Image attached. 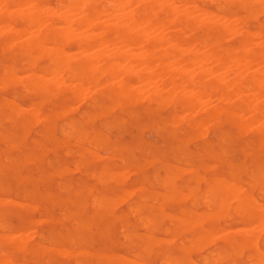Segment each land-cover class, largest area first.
I'll return each instance as SVG.
<instances>
[{
  "label": "rangeland",
  "instance_id": "rangeland-1",
  "mask_svg": "<svg viewBox=\"0 0 264 264\" xmlns=\"http://www.w3.org/2000/svg\"><path fill=\"white\" fill-rule=\"evenodd\" d=\"M46 1L49 4H53L56 0H46ZM148 1H151V0H148ZM210 1L211 0H209V1L208 0H193L191 2V4L196 5L197 7L201 8L203 11L207 10L208 13L206 12V14H208V17H209L208 20L211 22L210 24H212V25L218 24V23L219 24H221V23L226 24L227 23L229 25L234 26L236 29H238V31H240V29H241L242 32L245 29L253 30V29H255V27L257 25L264 26V12L263 13L261 12V15L259 13V16H257L258 15L257 10H259V8H260V10H262V8H263V10H264V7H262L264 5V0L249 1L248 3H246L247 1L245 0V3L243 4L244 6L241 5L236 0H232V1L226 0L224 3L222 2L223 0H212L211 2ZM257 1H258V3H257ZM251 2H253L252 3L253 5L251 4ZM222 3H223V7H222V5H220ZM168 4L170 7H173V8L175 7V5H176V7H178L180 5L179 1H177V0H171V1L168 0ZM0 6H1L0 9H2L3 6L1 4H0ZM256 7H258V9ZM130 8H132V6H126V8L124 7L122 10L121 9H115V10H112L111 12H109L106 16L103 14L97 15L95 17V20H96L95 23L98 25H99V23L103 24L106 22H108V23L109 22L110 23H116V22L122 23V22H120L123 18V16H122V18H120L121 15L129 14L127 12L130 10ZM216 8H218V9H216ZM260 10H259V12H260ZM101 11L105 12V10H103V9ZM77 13L75 12L74 14H72V19L78 20L81 17V16L78 17L80 14V11H77ZM220 14H222V15H220ZM81 15H82V12H81ZM108 15H109V17H108ZM110 15H112V16H110ZM190 15L194 20H196L197 17L194 13H191ZM221 16H224V17H221ZM225 16H226V18H225ZM230 16H232V17H230ZM236 16H239V17H241V16L246 17L247 16L244 19V23L240 24L241 26L239 25V22L236 19H232L233 17H236ZM106 19L107 20L109 19V20L107 21ZM97 20H99V22ZM123 20H124V18H123ZM9 24L8 23L7 24L5 23L4 25L0 24V26H1L0 29L4 28L0 31V80H3V82L1 81V83H3V84H0L1 87L3 86L2 89L0 87V113H1L0 114V124H1L0 125V134H1L0 135L1 136L0 137V155L2 156V157L0 156V173H1L0 174V204H1V206H0V227H2V228H0V233H3V235L9 234V233H13V235H18L21 233L25 234L24 231H27L29 229L28 232H26V234H25L27 237L31 235L30 237H28V240L30 238L28 243L31 246L33 245L32 247H35V246L40 247V248L37 247L36 249H30L28 251L24 250L21 252L18 250H14L12 248L11 244H8V243L2 244L3 248L2 247L1 248L3 249V251L5 253H7L9 255V257L11 258V260L13 262H15V263L20 262L22 264H29V263L30 264H36L37 262H38L37 264H43V263L44 264L45 263L46 264H50V263L51 264H75V260H76V262L79 261L80 263H84V264L85 263L94 264L96 261L95 260L96 258L94 257V255L100 254V253L101 254L103 253L102 255L108 256L111 259V261H113V262L118 261V258H117V260L115 259L116 257H121V259L119 258V261H122L125 263H129L132 261L133 262L139 261L140 264H166L167 259H170V260H168V263L170 262V264H186L189 261H190L189 264L190 263L192 264L191 259L196 264H248L250 262H252L250 264H253L254 262H256L255 258L258 256V253H260V252H258V250L262 251V253H263V254L260 253L258 258L261 259L264 257V248H263L264 246H262V245H264V240H263L264 239V229H263V231L261 229V228H264V224H263L264 223V209H263L264 208V197H263V195H264V178H263V176H264V147L260 143H258L259 137H258V134L256 133L258 128H259L258 127L259 126L258 121L251 122L250 125H248V130H246L247 132L244 131L245 133L243 131H238L235 128V126L233 124H231V122L225 120L224 118L217 119V120H219L218 122H214V121H217L215 119L214 120L211 119V121H209L210 119H208V121L211 123V126H209L210 124L209 125L207 124V119H204V122H203V120L201 121V124H204V126L200 125V127H203V128H200V127L194 128V127H191L189 125L187 120H186L187 123H185L184 122L185 119L181 117V116H183V117L185 116V118H186V116L188 114L187 111L176 103H175V106H173V108H171L172 105L174 104V102L172 103V101H169L170 103L168 104V102L167 103L165 102L166 100H161V102L159 101L160 104L158 102V104H159L158 105V104H156L157 102H152V101L149 102L145 98V94H146L145 93L143 95L137 96V98L141 97V99L140 98L136 99L135 98L136 96H135L133 98V101H134L133 103H128V102H132V99L129 101L126 100V101L120 102V103H122V105L120 104L121 105V109H120V106H118L119 101L112 99V98L109 99V97L106 98V95L104 93H102L101 91H99V89L97 88L96 85L91 86V84H87L86 82L82 83L83 89L80 92V94L73 95L74 93L72 94L70 87H72V84L74 85L75 82L73 79H69V78L64 79V82H63L64 84H60V88H63V87H61V85L66 86V87L64 86V88H63L64 90H62V91H59V92L56 91L57 89L60 90V88H58L57 86H56L57 89L55 91H53L54 90L53 87H50V86H47L49 88L48 90L42 91V87L39 85V83L42 80L47 81V79H48V81H55V80L60 81V79L62 80L61 73H59V76H58V72H57L58 70H51L53 65H52L50 59L45 54H42L40 52L35 53L34 51L30 52V53L25 52V49L23 47H20L21 43H19V42H21V40H23V39L25 41L26 40L25 38L29 37L30 34L32 33V31L37 29L38 27H34L35 29L33 28L31 31L30 28L33 26L26 25L25 23H23L21 21H17L16 23L15 22L9 23ZM11 24H13V25H11ZM41 24H40V26L42 28L43 26H45L46 23L43 22V26ZM59 24L60 23L58 21H55L51 25L53 27H58ZM243 24L246 26H244ZM13 26H14V28H12ZM136 26H137L136 29L139 28L141 30V27H143L145 30L146 25L143 23L142 24L137 23ZM20 27H25L26 30L28 28L30 31L27 30L26 33H24V28L21 30ZM148 27H146L147 30H145V31L148 34L147 36L150 37L149 39H151V33H152V36H155V32H156L157 36H159L158 34H160V36L162 34V37H165V36L168 37L172 33V32L168 33L169 30L168 29L166 30V28H162L159 30L156 27L153 28V26L152 27L148 26ZM9 29H11V30H10V32L7 33L6 31H9ZM19 29H20V32L21 31L23 32V33L21 32L22 35H21V33L18 32ZM3 30H5V33H7V34H5L3 32ZM76 30L77 29L74 30V33L76 32L75 33L76 35L80 34L79 31H82L79 29L77 31ZM12 31H13V33H12ZM77 32H78V34H77ZM1 33H3V35ZM16 33H17V35L19 34L20 36L18 37L16 35ZM193 33L195 35L198 34L202 38L205 35L203 30H202V32H201V30H196ZM225 33L226 34L222 33L220 35V39L222 37L224 38V41L221 40L224 46L231 45L234 42V36L231 35V33H229V32H225ZM163 34H164V36H163ZM6 35H8V36L12 35L13 36L12 40H14L17 43V45H16V43H15L16 46L14 45V41L11 43V45L9 44V46L5 45L3 38ZM227 35H230V36H227ZM14 36L17 38L14 39L15 38ZM185 36L190 41L191 40L190 38H192V31H190V30L185 31ZM253 36L254 35L251 36V39L252 38L254 39V41L252 40L253 42L264 43V38H263L264 34H263V36H259L260 39L256 35L254 37ZM103 38L108 39L109 37H108V35H104ZM255 38H256V40H255ZM226 39H228V40H226ZM261 40H263V41L261 42ZM168 43H170V41H168L166 43V46H168V45L170 46L171 43L170 44H168ZM6 46L9 47V49L8 48L6 49ZM10 46H11V48H10ZM102 47H103V45L97 46L96 48L102 49ZM92 48L93 47H89L84 52L85 53L84 56L89 55V58L90 57L93 58V55H95L93 53L95 48L94 49H92ZM122 48L124 49V47L121 46V49ZM65 49H66V51L69 50L72 52V51L76 50V46L74 44H68L65 46ZM97 49H96V52H97ZM136 49H134V53L136 55L140 56L141 53L142 54L144 53V50H142L140 48H138L137 50ZM207 49L208 48L201 46V45H194V46L188 45L187 50H188V52L191 50L190 54H191L193 63L190 62L192 65L189 64L190 66H187V69L190 73L194 74V72H195V74L196 73L198 74L199 71L202 72V69L204 71V70H207V68H208V69L212 70L213 77H220L218 75H220L221 72L218 71V74H217V70H216L217 64L215 62H212V63H210V62H207V63L199 62L201 57L203 55H205L206 53L207 54L213 53L212 51H210V49H208V50ZM192 50H193V52H192ZM34 54H37L38 57ZM32 55H33V57L36 56L37 59L34 58V60H32V58H33ZM199 56H200V59H198ZM27 59H29V60H27ZM30 60L33 61V63H32L33 65L31 64L32 66H30L28 64V62H24L21 64V62H23V61H29L30 62ZM172 60H174V59H170V61H172ZM13 62H14V64H13ZM172 63H171V65L176 66V64H175L176 62L172 61ZM28 65H29V67H27ZM132 66L134 67L135 65H132ZM24 67L25 68L27 67V68L25 69ZM138 67H139V65H137V67L135 66L134 68L138 69ZM5 69H6V72L7 71L10 72V73L7 72L8 76L12 75L10 78H8V77L6 78L7 82L11 83V78H12V80L14 78H15L14 80H16V81L13 80L12 84L8 85V84H6V82H4L5 81L4 77H6V74L4 73ZM257 69H258V66H256V65H249V67H247L245 70V74H247V73L249 75L253 74ZM31 71H32V73H29ZM250 71L251 72L254 71V72L251 73ZM235 72H236V74L238 73L237 71H235ZM3 73H4V75H3ZM24 73L25 74L29 73V74L25 75ZM224 73L222 75V77H224V78H231V77H234L236 75L233 71H229V72L225 71ZM39 74H41V75H39ZM42 74H43L44 79L42 77ZM32 75H35V76L33 77ZM37 76L42 77L40 79V82L35 81V80H38ZM60 76H61V78H60ZM58 78H60V79H58ZM21 79L23 80L22 85H21V82H22ZM113 79L114 78L108 77V78H106V81H107V83H113L116 80V79H114V80ZM19 81H21V82H19ZM26 82H28L29 85L26 84L24 86V83H26ZM35 82H37V83H35ZM156 82L158 83L159 80L155 79V82H153L151 84H150V82H148L149 83L148 84L144 81H142L141 83L136 82L134 84V87L137 86L138 90H147V89L150 90V89H152L151 86H154V83H155V85L158 86L159 83L157 84ZM31 83L34 85H32ZM138 84H140V85H138ZM36 85H39L40 87L38 86L36 89L34 88V91H32L33 87L34 86L36 87ZM142 85H143V87H142ZM5 86H10V87H8L7 89H4ZM27 86L30 88H27V90H26ZM21 87L25 88V89L23 90ZM158 87H160V85ZM188 87H189V90L192 92L197 91V89L192 85H191V87L190 86H188ZM192 87H193V90H192ZM31 88H32V90H31L32 93L29 92L30 91L29 89H31ZM13 90H16L15 93ZM35 92L37 94H35ZM47 92H49V93H47ZM57 92H58V94H57ZM172 92L175 93V91H172ZM13 93L16 96V97L14 96L15 98L13 97ZM24 93H25V96H24ZM59 96H61V97H59ZM90 96L93 98H90ZM254 96H255V99H254ZM45 97H46V99H45ZM75 97H77L76 98L77 101H75ZM251 97L253 98L254 101L258 100V97L256 95H253ZM78 98H80V100ZM259 98H260V96H259ZM261 98H263V97H261ZM4 99H5V101H4ZM90 99H93L94 102ZM139 99H140V101L138 102L137 100H139ZM207 99H208V97H206L205 95H204V97H203V95L199 96V98H198L199 104L198 105H200V106L197 105L198 107L196 106L197 109H195V110H197V115H199L198 112L200 111V113H201L200 116H205V114H202V113H204V111L207 112L208 107L209 106L211 107L212 101L209 102V101H207ZM238 99H239L238 96H234V101H236ZM145 100H147L148 103H146ZM262 100H264V98ZM31 101L33 103L34 102L35 103L33 104ZM56 101H58V102H56ZM162 101H163V103H162ZM259 101L260 100H258V102ZM86 102H87V104H86ZM115 102L117 105L115 107H112V105ZM88 103H90V104H88ZM15 104H17V106L18 105L20 106V107L18 106V112L16 111V108H14ZM45 104H46V106L44 107ZM201 104L203 106H201ZM108 107H110L111 110H109ZM10 108H12V109L14 108V110L16 111L17 114L15 113L14 110H11ZM32 108H33V110H32ZM49 108H51V110ZM23 109H28V113H27V110L24 111ZM46 110H49V111H46ZM81 110L82 111L85 110L83 112V114L85 113L87 115H85V114L82 115ZM127 110H129V113H131V115L128 114ZM22 111H23V113H22ZM208 111H209V109H208ZM24 112H25V114H24ZM89 112L91 113V115ZM195 112L196 111H194V113ZM47 114H49V115L47 116ZM55 114L56 115L59 114L58 118H57V116H55ZM101 114H102V116H100ZM16 115L17 116L19 115L18 117L21 116L20 118H22V119H19L18 117H16ZM43 115H44V117H43ZM109 115H112V116H109ZM127 115H128V117H127ZM79 116H81V117H79ZM88 116L90 117V119L88 118ZM171 116L175 117V118L172 119ZM35 117H37V118H35ZM87 118L89 121L87 120ZM176 118H177V120L178 119L179 120L181 119V120L180 121L178 120L179 121L178 122L176 120ZM263 118H264V116L261 119H263ZM5 119H7L8 121L7 120L5 121ZM171 119L173 120L174 123H178V124H176V126H175V124L170 121ZM37 122H38V124H37ZM63 122H64V124H63ZM43 123H44V126H43ZM68 123H69V125H67ZM170 123L174 124V126L171 125ZM205 123H206V125H205ZM215 123H216V126H214ZM74 125H76V126H74ZM154 125L155 126L158 125V126H156L157 128ZM249 127H250V129H249ZM62 128H63V130H62ZM43 129H44V132H43ZM205 129H207V130L204 131ZM68 130H69V132H68ZM177 130H179V131H177ZM201 130H203V131H201ZM83 131H85V132H83ZM101 131H102V133H101ZM116 131L117 132L119 131V132L117 133ZM180 131L182 133L178 134ZM198 131L202 132V135H200L201 133ZM203 132L205 133L204 135H203ZM80 133H82L81 136H80ZM241 133H243V134H241ZM182 134L184 135V137ZM21 135L23 136V138ZM60 135H62L63 138ZM71 137H72V139H71ZM80 137H81V140H79ZM91 137H92V139H91ZM188 137L191 139L189 140ZM173 138L175 140H173ZM76 139H77V141H76ZM89 139H90V141H89ZM88 141H89V143H88ZM255 141H257V142H255ZM263 143H264V140H263ZM12 144H13V146H12ZM3 145H4V147H3ZM7 145L10 148L7 147ZM19 145H21V146H19ZM117 145H119V146H117ZM63 146H65V147H63ZM5 147L8 148L7 151H6ZM113 147L115 149H113ZM15 148H17V149H15ZM58 148H62V149H58ZM67 149L69 150V152ZM137 149H138V151H137ZM45 150H47V152ZM51 151H53V152H51ZM75 151H76V153H74ZM79 155H82V156H79ZM97 155H99L100 157H98ZM191 155L193 158L191 157ZM93 156L100 158V160L95 159ZM102 157H104V158H102ZM116 158L119 159V161L116 160ZM171 158H173V159H171ZM3 159H6V160H3ZM40 160H42V161H40ZM76 162H77V165H75ZM104 162H105V164H104ZM176 162H178V163H176ZM58 165H59V167H58ZM74 165H75V167H78V169H76L74 167ZM183 165H185V166H183ZM175 166H176V168H174ZM178 166H179V168H183L181 170H184V168H185V172L182 171L183 172L182 173L180 171V169H177ZM107 169L110 171L107 172ZM122 169H126V171L122 170ZM100 170H101V172H100ZM102 170L104 171L103 173H102ZM189 170H190V172H187ZM115 171H118V172H115ZM132 171H134L135 173H133ZM46 172H47V174H45ZM87 172H88V174L84 175ZM91 172H92V174H91ZM99 172L101 174V175H99L101 182L99 181V177L98 178L95 177V175H97V173L99 174ZM245 172H246V174H245ZM175 173H177V174H175ZM106 174L107 175L110 174L109 177H107L108 178L107 180L105 177V176H107ZM115 174L118 175L117 176L118 179H121L122 177H123V179L121 181L119 180L120 182H115L114 180H117V177L114 176ZM111 175H113V178L111 177ZM90 176H91V178H89ZM124 176H126L127 178H125ZM152 176H153V179H152ZM92 177H94V178H92ZM218 177H219V179H218ZM111 178L113 180H111ZM262 178H263V180H262ZM94 179H95V181H94ZM214 179L218 180V184H217V181H215ZM155 180L157 183H155ZM220 180H221V182H220ZM96 181H99L100 183L96 182ZM102 181H104V183ZM242 181H243V183H242ZM56 182L59 185H55ZM160 184H163V185H160ZM224 184H225L226 188L223 187ZM238 184H239V186H238ZM249 184H251V185H249ZM169 185H170V187H169ZM234 185H236L237 188H240V189L238 190L236 188V186H234ZM255 185H257L258 187ZM58 186H60V187L58 188ZM139 186H140V189H139ZM161 186H164V188H166V190L168 192L164 191L165 189L162 190L163 188L161 189ZM213 187H215L218 190V192ZM241 187L244 189L241 190ZM249 187H250V189H249ZM135 188H137L138 190H136ZM158 188H160V189H158ZM11 189H13V190L11 191ZM123 189H124V193L122 192ZM188 189H190L189 193L186 192V191H188ZM207 189H209V190L211 189L209 191V197H206V195H208V193H206ZM213 189H214V191H213ZM231 189H232V191H230ZM60 190H62V191H60ZM93 190H95V191H93ZM109 190L111 191V193ZM257 190L259 192H257ZM132 191H133V193H131ZM234 191H237L238 193H240L243 196H244V194H246L247 196H245V197L252 198V200L255 202V204L259 203L257 205L263 211V217L261 218L262 221H261V224L259 226L256 223H254V220L247 217L249 210L246 206L245 207H243V206L238 207L239 204H237V201L236 200L234 201V199L232 200V197L229 194H232ZM240 191H244V192H240ZM16 192H17V194H16ZM157 192H160L161 194H163L164 197L161 196L160 193H157ZM181 192H182V194H180ZM226 192H227V194H226ZM23 193H25V194L23 195ZM126 193L127 194L129 193L128 194L129 196H127ZM168 193L170 195H171V193H173L171 195L172 197H174L176 195L178 196L180 194L179 195L180 197L176 196V199L172 200L173 198H171V196H169ZM183 193L186 194V196H187L186 199H184L186 196ZM120 194H122V195L120 196ZM134 194H135V196H134ZM165 194H168L167 195L168 197L165 200L161 199L162 197L163 198L166 197ZM181 195H183L185 197H183ZM258 195H260V196H258ZM23 196L25 197V199L23 198ZM116 196H118V197H116ZM194 196H195V198H194ZM98 197L102 198V200H100ZM109 197L111 199H109ZM140 197H142V198H140ZM146 197H147V199L145 200ZM192 197L194 199H192V201H191ZM230 197H231V199H230ZM9 198L12 199L14 202L16 201L18 203L16 204V202L14 203L12 200H10V201H12V202H10ZM119 198H121V199H119ZM138 198H140V199H138ZM168 198H169V200H168ZM179 198H182V199H179ZM204 198H207V199H204ZM89 199L92 201V203H94L93 206H92V203L90 202ZM98 199L100 200V202H98L99 201ZM126 199H128L129 201ZM201 199H203L202 200L203 202L201 201ZM105 200L109 201V202H106V204H108L109 208L105 205ZM153 200H155L156 203H154ZM204 200H206V201H204ZM230 200H232V201L230 202ZM110 201L112 203L115 201L114 205H112V206H115L117 201L121 202V204L116 205L115 207H112L111 205H109L111 203ZM189 201L192 204H190ZM19 202H20V204H19ZM96 202L101 203L102 205L104 204L105 206L104 205L103 206L106 207L107 209L104 210V207L101 204H100L101 206H99V204L97 205ZM157 202H158V204H157ZM26 203H27V205H26ZM208 203H211V204H208ZM224 203H226L228 206ZM34 204H37V206L35 205L37 209L35 208V206L31 207ZM117 204H119V203H117ZM159 204H160V206H159ZM189 204H190V206H189ZM235 204H237V205H235ZM19 205H24V206H19ZM233 205H235V209L232 208ZM57 206H60V207H57ZM90 206L94 207L95 210L93 208H91ZM262 206H263V208H262ZM126 207L127 208L131 207L129 209L130 211H128V209ZM221 207H223V209H220ZM224 207H226V209H224ZM137 208H138V210L134 211ZM148 208L149 209L151 208V210L148 211L147 210ZM236 208L237 209L240 208V209L237 211ZM241 208L245 209V211H243V213H242ZM101 209H103L102 212H101ZM108 209H109V211H108ZM177 209H178V211H177ZM216 209L217 210L219 209V211H217ZM201 210L205 211V214L201 213ZM213 210H215L220 216L216 212L214 213ZM228 210H229V212H228ZM231 210H234V211L232 212ZM82 211H83V213H82ZM99 211H100V214H99ZM180 211H182V212H180ZM211 211L213 212V214ZM129 212H130V214H129ZM132 212H134V213L131 214ZM158 212L159 213L165 212L166 215H164V216H166L168 218L163 217V215H161L159 217ZM167 212H169L171 215H174L175 217L170 216L169 213L167 215ZM188 212L190 213L189 216L187 214ZM235 212H237V215L239 213L238 217L235 214ZM15 213H17V214H15ZM120 213L122 216L120 215ZM198 213H199V216L202 214V217H199ZM221 213H223V215ZM38 214H40V215L38 216ZM87 214H89V215H87ZM93 214H94V216H93ZM141 214H143V215H141ZM207 214L210 216H207ZM215 214H217V216H219V217H216ZM227 214H230V216ZM85 215H87V218L85 217ZM140 215H141V217H140ZM212 215H214V216L212 217ZM244 215H246V216H244ZM179 216H180V218L183 219L182 221L181 220L179 221L178 219H176ZM203 216H206V217L203 218ZM221 216H223V219ZM97 217L100 220L95 219ZM133 217L134 218L136 217L135 220H133L134 219ZM137 217L139 218L140 221L139 220L137 221V219H138ZM146 217L147 218L149 217L148 220L146 219ZM169 217H171V218H169ZM211 217H212L211 220H209V219L207 220V218H211ZM195 218H197L200 222L197 221V219L194 220ZM149 219L151 221L150 223H148ZM185 219H186V221H185ZM188 219H191V220H188ZM192 219L194 220V222H192ZM232 219L234 220V222ZM245 219H247L248 221H246ZM33 220H34V222H33ZM14 221H15V224H14ZM24 221H26V222H24ZM76 221H77V224L75 223ZM119 221L120 222L122 221V222L119 223ZM182 222H185V223H182ZM39 223H41V224H39ZM89 223H90V225H89ZM118 223H119V226H118ZM139 223H140V225L143 223L144 225L142 224V226H144V227H145V225H148V226H146L145 228L143 227L144 228V230H143L142 226H140ZM146 223H148V224H146ZM97 224H98V226H97ZM187 224L190 225L191 228L190 227L187 228ZM253 224H254V226H253ZM82 225H84L85 227ZM163 225H165V226H163ZM192 225H194V226H192ZM247 225H248V227H247ZM89 226H90V228H89ZM183 226L185 227L184 229H183ZM83 227L85 228V230H83L84 229ZM118 227L121 228V229L119 228V230H121L122 232L118 231V229H117ZM222 227H224V229ZM3 228H4V231L2 230ZM162 228H163V230H162ZM258 228H260L261 230ZM8 229H9V231H7ZM32 229H33V232L31 234ZM35 229L37 231H35ZM75 229H79L80 232L77 230V233H75L76 232ZM218 229L219 230L222 229L223 232H222V230H221V232L220 231L218 232L217 231ZM230 229H232V231H233V229H235L234 231H237V233L239 232V229H240L241 232H239V233H241V234H242V230H243V232H248V230L250 232V230H251V232H250L251 234H252V232H253V234L257 233V231H255V229H257L259 232H258V234H255V236L251 237V240L255 238V240L251 241V244L249 241H244L242 244V242H240L241 238H239V233L236 234L233 231L232 234H229V235L224 234V236H222L223 235L222 233H224V232L227 233ZM164 230L167 233H164ZM190 230L192 231V233ZM252 230H254L255 232ZM39 231H41V232H39ZM17 232H18V234H15ZM81 232H83V233H81ZM118 232H120V233L118 234ZM126 232L128 235L126 234ZM212 232H213V234H211ZM249 232H248V234H249ZM260 232H261V234H260ZM62 233H64V234H62ZM107 233H109V235ZM146 233L150 237L148 235H146ZM215 233H217V234H215ZM218 233L220 236L218 235ZM241 234H240V237H241ZM36 235L37 236L42 235V236H39L37 238ZM125 235H127L128 238L131 236V238H129L130 241L128 239H127L128 242L125 241L126 237H127ZM204 235H206V236L204 237ZM212 235H213V238H211ZM214 235H216V236H214ZM256 235H259L260 238ZM0 236H1V234H0ZM143 236L146 239H144ZM146 236H148V237H146ZM155 236H157V237H155ZM201 236L204 238H207V237L208 238L205 239V241L203 242L202 240H204V238H202ZM218 236L221 239L231 237L237 243H240V246H242V247H239V245H238L239 248L237 246L229 247L226 245L227 244L225 241L226 239H223V240L215 239ZM225 236H228V237H225ZM109 237L113 238V239H110ZM114 237H116L117 240H115ZM153 237L155 239L156 238H159L160 240L162 239L163 242L165 241V243H162L161 242L162 240L158 241V239H156V240L153 239V241H152ZM172 237H174L175 239ZM195 237H199L200 243L197 242V239ZM31 238H33V239H31ZM98 238H100V239H98ZM184 238H186V240ZM194 238L196 239L195 241H194ZM237 238H238V240H237ZM41 239H42V241H40ZM209 239H210V241H209ZM213 239H214V241H213ZM110 240L111 241L113 240V241L111 242ZM187 240H189V241H187ZM30 241L32 244L30 243ZM155 241H157L156 245L154 244ZM168 241H170V242H168ZM193 241L197 242L196 247L192 246L191 242L193 243ZM207 241L212 242V243L214 242V243L213 244L210 243L211 245L209 246V244H208L209 242H207ZM77 242H79V243H77ZM134 242L136 243L135 245H134ZM138 242H139L140 246H143L144 248L139 247ZM158 242H159V244H158ZM252 242H254V243H252ZM39 243H40V245H38ZM73 243L75 244L76 247L74 246ZM110 243L114 244V245H111ZM201 243L202 244L204 243L205 245L203 244V246H200ZM125 244H127L128 246L126 245V247H123V246H125ZM145 244H146V247H145ZM181 244H182V246H181ZM69 245H71V246H69ZM136 245H138V246L136 247ZM193 245H195V243ZM243 245H245V246H243ZM43 246L45 248H43ZM48 246H51V247H49L50 249L48 248ZM57 246L60 249L64 248L63 249L64 252H61V253L62 254L65 253V255L67 257L65 255H62L59 252V250H58L59 248ZM150 246H151V248H150ZM191 246H192V251L190 252ZM213 246H214V248H213ZM216 246H218V247H216ZM54 247L56 249H53ZM157 247L159 249V251H158L159 253L157 252V250H158ZM253 247H255V248L257 247L258 249L256 248V250H253L254 249ZM5 248H7V249L5 250ZM196 248H200V250L196 249ZM236 248H238L239 250ZM240 248H242V249L240 250ZM155 249H156V251H155ZM168 249H169V251H168ZM235 249H236V251L237 250L240 251L239 254L235 253L236 256L233 255L234 253H232ZM244 249H245V251H244ZM71 250H74L75 252H77V251L78 252L79 251L88 252L89 254L85 253L86 256L83 255V253L77 254L75 256L71 255V254L67 255V254L71 253ZM134 250H136V252ZM146 250H147V254H146ZM32 251H33V253H32ZM37 251L41 252V254L38 253ZM53 251H55V252H53ZM56 251H58V252H56ZM138 251H141V252H138ZM208 251H209V253H208ZM14 252H16L19 256ZM20 252L22 253V255L20 254ZM42 252H45V253H43V254H45L44 256H43ZM143 252H145V253H143ZM164 252L166 254H164ZM111 253H113V254H111ZM153 253H157V254H153ZM169 253H170V255L168 256ZM116 254H117V256H116ZM163 254L166 256V259H164L165 256ZM218 254L221 256V258H219L220 256ZM33 255L35 258L33 257ZM60 255H62L63 257ZM216 255L219 257H217ZM243 255L247 258L249 257L250 259L249 258L245 259ZM201 256H203V257L206 256V257H204L206 259V262L203 263L204 259ZM231 256H234V257H231ZM260 256H262V257H260ZM135 257H136V259H133ZM137 257H139V259ZM161 257H163V258L161 259ZM213 257H214L215 261L217 259V261L215 263L212 262V261H214ZM225 257H226V259H225ZM67 258H69V259H67ZM186 258H188V259L186 260ZM163 259L165 261H163ZM23 260L25 261V263L23 262ZM141 260H142V262H141ZM145 260H147V261H145ZM261 260H263V261H261L260 264H264V258ZM48 262H50V263H48ZM184 262H186V263H184ZM100 264H104V263H100ZM254 264H256V263H254Z\"/></svg>",
  "mask_w": 264,
  "mask_h": 264
},
{
  "label": "bare ground",
  "instance_id": "bare-ground-1",
  "mask_svg": "<svg viewBox=\"0 0 264 264\" xmlns=\"http://www.w3.org/2000/svg\"><path fill=\"white\" fill-rule=\"evenodd\" d=\"M171 1V0H170ZM177 1H179V6L178 7H176V5H175V7L173 8V7H170L169 6V4H168V0H151V1H146V0H56L53 4H49L46 0H0V4L3 6V8L2 9H0V24L1 25H4L5 23L7 24H9V23H16L17 21H21V22H23V23H25L26 25H29V26H33V27H31L30 29H31V31H32V29L34 28V27H38L37 29H35V30H33L32 31V33L30 34V36L29 37H27V38H25L26 40L24 41V39L23 40H21V42H19V43H21L20 44V47H23L24 49H25V52H40V53H42V54H45L49 59H50V61H51V63H52V65H53V67L51 68V70H58L57 72H58V76H59V73H61V76H62V80L60 79L61 78V76H60V78H58V79H60V81H48V79H47V81L46 80H42L41 82H40V79L43 77V74H42V77H38L37 76V78H38V80H35V81H39L40 83H39V85L42 87V91L43 90H48L49 88L47 87V86H50V87H53V91H55L57 88H56V86L58 87V88H60V84H64L63 82H64V79L65 78H69V79H73L74 80V82H75V84L73 85L72 84V87H70V90H71V92H72V94L73 95H75V94H80V92L82 91V89H83V87H82V83L83 82H86L87 84H91V86H93V85H96L97 86V88L99 89V91H101L102 93H104L105 95H106V98H108L109 97V99L110 98H112V99H115V100H117V101H119V105L118 106H120V109H121V105H122V103H120V102H122V101H126V100H131L132 99V102H128V103H133L134 101H133V98L135 97L136 99H138V98H140L141 99V97H138L137 98V96L138 95H143V94H145V98L150 102V101H152V102H157L156 104H158V102L160 101L161 102V100H166L165 102L167 103L168 102V104L170 103L169 101H172V103L174 102V104L172 105V107L171 108H173V106H175V103L176 104H178V105H180L183 109H185L186 111H187V116H186V118H185V116L183 117V116H181L182 118H184L185 120H184V122L185 123H187V121H188V123H189V125L191 126V127H194V128H198V127H200V125H203L204 126V124H201V121L203 120V122H204V119H207V124L209 125V126H211V123L209 122V121H211V119L212 120H217V119H219V118H224L225 120H227V121H229V122H231V124H233L234 126H235V128L238 130V131H246V130H248V125H250V123L251 122H254V121H258V130H257V134H258V137H259V142L258 143H260L263 147H264V143H263V140H264V118L263 119H261L263 116H264V100H262L263 98H264V43H258V42H253L254 41V39L252 38L251 39V36L252 35H256V36H258V38H259V36H263V34H264V26H261V25H257L256 27H255V29H253V30H249V29H245L243 32H242V30L240 29V31H238V29H236L234 26H232V25H229V24H214V25H212V24H210L211 22L208 20L209 19V17H208V14H206V12L208 13V11L206 10H202L201 8H199V7H197L196 5H192L191 4V2L193 1V0H177ZM209 1V0H208ZM212 1V0H211ZM210 1V2H211ZM226 0H223L222 2L224 3ZM232 1V0H231ZM236 1H238L241 5H243L244 3H245V0H236ZM247 2L246 3H248L249 1H256V0H246ZM234 2V1H233ZM223 3L222 4H220V5H222V7H223ZM231 3V2H230ZM253 2H251V4H252ZM257 3H258V1H257ZM260 3V2H259ZM174 4V3H173ZM196 4V3H195ZM261 4V3H260ZM253 5V4H252ZM126 6H132V8H130V12L128 11L127 13H129V14H124V15H121V17L120 18H122V16H123V18H124V20H123V18H122V20L120 21V22H122V23H108V22H106V23H99V25L98 24H96L95 23V17L97 16V15H107L109 12H111L112 10H115V9H123L124 7L126 8ZM244 6V5H243ZM259 7V6H258ZM258 7H256L257 9H258ZM262 7H264V5L262 6ZM0 8H1V6H0ZM105 10V12H102L101 10ZM216 9H218V8H216ZM215 9V10H216ZM221 9V8H220ZM256 9V10H257ZM228 10V9H227ZM231 10V9H230ZM259 10H260V8H259ZM259 10H257V12H258V15L257 16H259V13H260V15H261V12L263 13L264 12V10H263V8H262V10H260V12H259ZM77 11H80V14H79V16L78 17H80L78 20H74V19H72V14H74L75 12L77 13ZM250 11V10H249ZM81 12H82V15H81ZM122 12V11H121ZM191 13H194L195 15H196V17L198 18H196V20H194L192 17H191ZM232 13V12H231ZM78 14V13H77ZM121 14V13H120ZM123 14V13H122ZM211 14V13H210ZM220 15H222V14H220ZM110 16H112V15H110ZM233 16V15H232ZM232 16H230V17H232ZM256 16V17H257ZM108 17H109V15H108ZM221 17H224V16H221ZM220 17V18H221ZM229 17V18H230ZM247 17V16H246ZM245 16H241V17H239V16H236V17H233L232 19H236L238 22H239V25L240 24H242V23H244V19L246 18ZM107 18V17H106ZM225 18H226V16H225ZM107 20V19H106ZM109 20V19H108ZM107 20V21H108ZM229 20V19H228ZM55 21H58L60 24H59V26L58 27H53L51 24L53 23V22H55ZM98 22H99V20H97ZM114 21V20H113ZM43 22L44 23H46L45 24V26H43ZM105 22V21H104ZM42 23V24H41ZM137 23H143V24H145L146 26H145V30H147L146 29V27H148V26H150V27H152L153 26V28L154 27H156V28H158L159 30L160 29H162V28H166V30L168 29L169 31H168V33H170V32H172L171 33V35H169L168 37L167 36H165V37H162V34H161V36H160V34H158L159 36H157V34H156V32H155V36H152V33H151V39H149L150 37H148L147 35V32L144 30V28L143 27H141V30L138 28V29H136L137 28ZM214 23V22H213ZM40 24L43 26L42 28H41V26H40ZM10 25V24H9ZM11 25H13V24H11ZM244 25V24H243ZM6 26V25H5ZM241 26V25H240ZM244 26H246V25H244ZM1 27V26H0ZM3 27V26H2ZM8 27V26H7ZM40 27V28H39ZM11 28V27H10ZM12 28H14V26L12 27ZM11 28V29H12ZM17 28V27H16ZM21 28V30L24 28V33H26V31L27 30H29L28 28H27V30L25 29V27H20ZM149 28V27H148ZM155 28V29H156ZM2 29H4V28H2ZM2 29H0V31L2 30ZM11 29H9V31H6L7 33L8 32H10V30ZM75 29H79V30H82V31H79L80 32V34H78V32H77V34L78 35H76L75 33H74V30ZM143 29V30H142ZM157 29V30H158ZM76 30V31H77ZM97 30V31H96ZM187 30H190V31H192V38H190L191 40L189 41L187 38H186V36H185V31H187ZM196 30H201V32H202V30H203V32H204V36H203V38L202 37H200L198 34L197 35H195L193 32L194 31H196ZM14 31V30H13ZM13 31H12V33H13ZM30 31V30H29ZM96 31V32H95ZM3 32L5 33V30H3ZM19 33H21L20 32V29H19V31H18ZM83 32V33H82ZM225 32H229V33H231V35H233L234 36V42L231 44V45H228V46H224L223 45V43H222V41H224V38L222 37L221 39H220V35L223 33V34H226ZM7 33H5V34H7ZM23 33V32H22ZM22 33H21V35H22ZM28 33V32H27ZM162 33V32H161ZM2 35H3V33H1ZM11 34V33H10ZM167 34V33H166ZM14 35V34H13ZM16 35H17V33H16ZM15 35V36H16ZM104 35H108V39L107 38H103V36ZM14 36V37H15ZM18 37L20 36L19 34L17 35ZM150 36V35H149ZM163 36H164V34H163ZM227 36H230V35H227ZM253 36V37H254ZM232 37V36H231ZM17 37H15L14 39H16ZM189 38V37H188ZM226 38V37H225ZM264 38V37H263ZM4 44L5 45H8L9 46V44L11 45V43L14 41V40H12L13 39V36L12 35H6L4 38ZM260 39V38H259ZM19 40V39H18ZM222 40V41H221ZM226 40H228V39H226ZM225 40V41H226ZM253 40V41H252ZM255 40H256V38H255ZM17 41V40H16ZM20 41V40H19ZM168 41H170V43H168V44H170V46L168 45V46H166V43ZM263 40H261V42H262ZM260 42V41H259ZM15 41H14V45H15ZM68 44H74L75 46H76V50L75 51H66V49H65V46L66 45H68ZM16 45H17V43H16ZM15 45V46H16ZM103 45V47H102V49H97L96 47L97 46H102ZM188 45H192V46H194V45H201V46H204V47H206V48H208V49H210V51H212L213 53H210V54H205V55H203L202 57H201V59H200V56H199V58L198 59H200V61L199 62H202V63H207V62H210V63H212V62H215L217 65V74H218V71H220L221 72V74L220 75H218V76H220V77H213V75H212V70L211 69H208L207 67V70H204L203 71V69H202V72L201 71H199L198 72V74L196 73L195 74V72H194V74L193 73H190L189 71H188V69H187V66H190V65H192L190 62H192V57H191V54H190V51L188 52ZM121 46L122 47H124V49L122 48L121 49ZM89 47H93L92 49H94V51H93V53L95 54V55H93V58L92 57H90L89 58V55L87 56H84V52L89 48ZM9 49V47H7L6 46V49ZM10 48H11V46H10ZM138 49V48H140V49H142V50H144V53L142 54L141 53V55L139 56V55H136L135 53H134V49ZM187 48V49H186ZM21 49V48H20ZM96 49H97V52H96ZM136 49V50H137ZM207 49V50H208ZM197 51V50H196ZM20 52V51H19ZM192 52H193V50H192ZM197 53V52H196ZM34 55H36L37 56V54H34ZM198 55V54H197ZM33 57V55H32V60H34V58H36L37 59V57ZM88 57V58H87ZM31 59V58H30ZM170 59H174V60H172L173 62H176L175 64H176V66L175 65H171V63H172V61H170ZM27 60H29V59H27ZM32 60H30V62L29 61H23V62H21V64L22 63H24V62H28V64L30 65V66H32L33 64V61ZM194 60V59H193ZM15 61V60H14ZM32 61V62H31ZM193 63V62H192ZM201 63V64H202ZM13 64H14V62H13ZM32 64V65H31ZM173 64V63H172ZM190 64V65H189ZM29 65L27 66V67H29ZM51 65V66H52ZM132 65H135L136 67H137V65H139V67H138V69H136V68H134ZM178 65V66H177ZM211 65V64H210ZM249 65H256V66H258V69L253 73V72H251V73H253V74H245V70H246V68L247 67H249ZM175 66V67H174ZM26 67V68H27ZM39 67V66H38ZM25 68V67H24ZM25 68V69H26ZM216 68V67H215ZM201 70V69H200ZM46 71V70H45ZM60 71V72H59ZM225 71H227V72H229V71H233L235 74H236V72L235 71H237L238 73L234 76V77H231V78H224V77H222V75H223V73L225 72ZM8 72V71H7ZM7 72H6V69H5V74H6V77H4V79H5V81L4 82H6V84H12V81L15 79H13L12 80V78H11V83H9V82H7V77L8 78H10L11 76H8L7 75ZM249 72V73H250ZM4 73H3V75H4ZM8 73H10V72H8ZM29 73H32V71L31 72H29ZM28 73V74H29ZM42 73V72H41ZM14 74V73H13ZM16 74V73H15ZM25 74V73H24ZM23 74V75H24ZM27 74V73H26ZM25 74V75H26ZM27 74V75H28ZM215 74V73H214ZM216 74V75H217ZM225 74V73H224ZM2 75V76H3ZM39 75H41V74H39ZM17 76V75H16ZM33 77L35 76V75H32ZM57 76V75H56ZM26 77V76H25ZM24 77V78H25ZM114 78V79H116L115 80V82H113V83H107V81H106V78ZM20 78V77H19ZM23 79V78H22ZM21 79V80H22ZM32 79V78H31ZM43 79H44V77H43ZM113 79V80H114ZM155 79H158L159 80V84H158V86L160 85V87H158L157 85H155V83H154V86H151V88L152 89H150V90H138V88H137V86H135L134 87V84L136 83V82H142V81H144V82H146V83H148V82H150V84L151 83H153V82H155ZM19 80V79H18ZM112 80V79H111ZM110 80V81H111ZM1 81L3 82V80H0V84H3V83H1ZM14 81H16V80H14ZM157 81V80H156ZM18 82V81H17ZM19 82H21V81H19ZM109 82V81H108ZM35 83H37V82H35ZM85 83V84H86ZM23 84V80H22V82H21V85ZM29 85L28 84V82H26V83H24V86L25 85ZM32 84V83H31ZM144 84V83H143ZM149 84V83H148ZM32 85H34V84H32ZM39 85H36V87L34 86L33 87V90H32V88L31 89H29L28 91L29 92H31V90L32 91H34V88L36 89ZM138 85H140V84H138ZM146 85V84H145ZM191 85L192 86H194L196 89H197V91H190L189 90V87L188 86H190L191 87ZM23 86V87H24ZM39 86V87H40ZM65 86V85H64ZM64 86L63 85H61V87H63L64 88ZM69 86V85H68ZM90 86V87H91ZM0 87H1V85H0ZM3 87V86H2ZM2 87H1V89H2ZM8 87H10V86H5V88L4 89H7ZM66 87V86H65ZM142 87H143V85H142ZM22 88V87H21ZM27 88H30V87H26V90H27ZM63 88H60V90L59 89H57L56 91H62V90H64ZM95 88V87H94ZM135 88V89H134ZM23 90L25 89V88H22ZM144 89V88H143ZM67 90V89H66ZM192 90H193V87H192ZM195 90V89H194ZM14 91V93H15V91L16 90H13ZM172 91H175V93H173ZM27 92V91H26ZM25 92V93H26ZM50 92V91H49ZM49 92H47V93H49ZM52 92V91H51ZM58 92H57V94H58ZM12 93V92H11ZM14 93H13V97L15 96L14 95ZM25 93H24V96H25ZM32 93V92H31ZM45 93V92H44ZM5 94V93H4ZM35 94H37L36 92H35ZM12 95V94H11ZM10 95V96H11ZM44 95V94H43ZM51 95V94H50ZM202 96L203 95V97H204V95L206 96V97H208V99H207V101H212V104H211V107L209 108L208 107V109H209V111H208V109H207V112H205L204 111V113H202V114H205V116H200L201 115V113H200V111L198 112L199 113V115H197V110H195V109H197V107L198 106H200V105H198L199 104V101H198V98H199V96ZM253 95H256L257 97H258V100H260L259 102H258V100H256V101H254L253 100V98L251 97V96H253ZM23 96V97H24ZM45 96V95H44ZM57 96V95H56ZM79 96V95H78ZM234 96H238L239 97V99L238 100H236V101H234ZM259 96H260V98L261 97H263V98H259ZM7 97V96H6ZM16 97V96H15ZM14 97V98H15ZM47 97V96H46ZM46 97H45V99H46ZM50 97V96H49ZM52 97V96H51ZM59 97H61V96H59ZM66 97V96H65ZM68 97V96H67ZM82 97V96H81ZM8 98V97H7ZM28 98V97H27ZM77 97H75V101H77V99H76ZM90 98H93V97H91L90 96ZM9 99V98H8ZM36 99V98H35ZM54 99V98H53ZM69 99V98H68ZM79 100H80V98H78ZM85 99V98H84ZM111 99V100H112ZM140 99L139 100H137L138 102L140 101ZM254 99H255V96H254ZM42 100V99H41ZM40 100V101H41ZM56 100V99H55ZM67 100V99H66ZM90 100H92L93 101V99H90ZM147 100H145L146 101V103H148L147 102ZM262 100V101H261ZM4 101H5V99H4ZM18 101V100H17ZM52 101V100H51ZM72 101V100H71ZM74 101V102H75ZM82 101V100H81ZM116 101V102H117ZM144 101V100H143ZM29 102V101H28ZM32 102V101H31ZM50 102V101H49ZM56 102H58V101H56ZM94 102V101H93ZM116 102L112 105V107H115L117 104H116ZM142 102V101H141ZM160 102H159V104H160ZM201 102V101H200ZM33 103V102H32ZM35 103V102H34ZM33 103V104H34ZM55 103V102H54ZM80 103V102H79ZM145 103V104H146ZM162 103H163V101H162ZM206 103V102H205ZM81 104V103H80ZM86 104H87V102H86ZM88 104H90V103H88ZM121 104V105H120ZM124 104V103H123ZM136 104V103H135ZM155 104V105H156ZM158 104V105H159ZM204 104V103H203ZM36 105V104H35ZM92 105V104H91ZM198 105V106H197ZM209 105V104H208ZM12 106V105H11ZM19 106V105H18ZM18 106H17V104H15L14 105V108H16V111L18 112ZM29 106V105H28ZM33 106V105H32ZM46 106V104L44 105V107ZM56 106V105H55ZM59 106V105H58ZM71 106V105H70ZM75 106V105H74ZM93 106V105H92ZM157 106V105H156ZM197 106V107H196ZM201 106H203L202 104H201ZM206 106V105H205ZM10 107V106H9ZM20 107V106H19ZM31 107V106H30ZM91 107V106H90ZM99 107V106H98ZM111 107V106H110ZM110 107H108L109 108V110H111L110 109ZM14 108L12 109V108H10L11 110H14ZM74 108V107H73ZM93 108V107H92ZM107 108V109H108ZM22 109V108H21ZM48 109V108H47ZM50 110H51V108H49ZM66 109V108H65ZM114 109V108H113ZM24 111L25 110H27V113H28V109H23ZM32 110H33V108H32ZM45 110V109H44ZM205 110V109H204ZM15 111V110H14ZM16 111H15V113H16ZM46 111H49V110H46ZM82 111V110H81ZM85 111V110H84ZM84 111H82V115H84L83 114V112ZM119 111V110H118ZM128 111V114H130L131 115V113H129V110H127ZM168 111V110H167ZM194 111H196L195 113H194ZM55 112V111H54ZM107 112V111H106ZM182 112V111H181ZM22 113H23V111H22ZM36 113V112H35ZM42 113V112H41ZM53 113V112H52ZM57 113V112H56ZM69 113V112H68ZM75 113V112H74ZM87 113V112H86ZM90 113V112H89ZM1 114V113H0ZM17 114V113H16ZM24 114H25V112H24ZM23 114V115H24ZM80 114V113H79ZM14 115V114H13ZM49 114H47V116H48ZM58 115L59 114H55V116H57V118H58ZM85 115H87V114H85ZM90 115H91V113H90ZM174 115V114H173ZM172 115V116H173ZM177 115V114H176ZM2 116V115H1ZM8 116V115H7ZM19 116V115H18ZM17 115H16V117H18ZM100 116H102V114L100 115ZM99 116V117H100ZM109 116H112V115H109ZM171 116V118L173 119V118H175V117H172ZM21 117V116H20ZM20 117H18L19 119H22V118H20ZM25 117V116H24ZM43 117H44V115H43ZM46 117V116H45ZM60 117V116H59ZM79 117H81V116H79ZM127 117H128V115H127ZM35 118H37V117H35ZM88 118L90 119V117L88 116ZM88 118H87V120H88ZM180 118V117H179ZM24 119V118H23ZM51 119V118H50ZM53 119V118H52ZM98 119V118H97ZM104 119V118H103ZM164 119V118H163ZM170 120L171 122H173V120ZM208 119H210L209 121H208ZM7 119H5V121H6ZM39 120V119H38ZM59 120V119H58ZM112 120V119H111ZM176 120H177V118H176ZM179 120V119H178ZM177 120V121H178ZM181 120V119H180ZM179 120V121H180ZM187 120V121H186ZM8 121V120H7ZM89 121V120H88ZM99 121V120H98ZM178 121V122H179ZM219 120H217V121H214V122H218ZM25 122V121H24ZM39 122V121H38ZM38 122H37V124H38ZM58 122V121H57ZM72 122V121H71ZM209 122V123H208ZM213 122V123H214ZM36 123V122H35ZM40 123V122H39ZM174 123V122H173ZM184 123V124H185ZM48 124V123H47ZM56 124V123H55ZM60 124V123H59ZM63 124H64V122H63ZM81 124V123H80ZM154 124V123H153ZM171 124V123H170ZM175 124V126H176V124H178V123H174ZM174 124H171V125H173L174 126ZM1 125V124H0ZM19 125V124H18ZM41 125V124H40ZM67 125H69V123L67 124ZM205 125H206V123H205ZM11 126V125H10ZM28 126V125H27ZM30 126V125H29ZM32 126V125H31ZM42 126V125H41ZM43 126H44V123H43ZM72 126V125H71ZM74 126H76V125H74ZM73 126V127H74ZM114 126V125H113ZM131 126V125H130ZM147 126V125H146ZM155 126V125H154ZM156 126H158V125H156ZM155 126V127H156ZM165 126V125H164ZM214 126H216V123H215V125ZM49 127V126H48ZM56 127V126H55ZM154 127V128H155ZM163 127V126H162ZM44 128V127H43ZM112 128V127H111ZM117 128V127H116ZM157 128V127H156ZM164 128V127H163ZM200 128H203V127H200ZM49 129V128H48ZM249 129H250V127H249ZM46 130V129H45ZM62 130H63V128H62ZM65 130V129H64ZM72 130V129H71ZM118 130V129H117ZM164 130V129H163ZM200 130V129H199ZM207 129H205L204 131H206ZM252 130V129H251ZM49 131V130H48ZM78 131V130H77ZM98 131V130H97ZM177 131H179V130H177ZM201 131H203V130H201ZM43 132H44V129H43ZM47 132V131H46ZM60 132V131H59ZM68 132H69V130H68ZM83 132H85V131H83ZM117 132V131H116ZM119 132V131H118ZM117 132V133H118ZM121 132V131H120ZM198 132H200V131H198ZM247 132V131H246ZM99 133V132H98ZM101 133H102V131H101ZM100 133V134H101ZM113 133V132H112ZM180 133H182L181 131L178 133V134H180ZM201 134L200 135H202V132H200ZM245 133V132H244ZM26 134V133H25ZM205 133L203 132V135H204ZM241 134H243V133H241ZM1 135V134H0ZM49 135V134H48ZM52 135V134H51ZM67 135V134H66ZM82 135V133H80V136ZM109 135V134H108ZM112 135V134H111ZM125 135V134H124ZM183 135V134H182ZM22 136V135H21ZM47 136V135H46ZM61 137H62V135H60ZM114 136V135H113ZM1 137V136H0ZM49 137V136H48ZM52 137V136H51ZM60 137V138H61ZM93 137V136H92ZM92 137H91V139H92ZM119 137V136H118ZM122 137V136H121ZM183 137H184V135H183ZM21 138V137H20ZM19 138V139H20ZM22 138H23V136H22ZM21 138V139H22ZM27 138V137H26ZM63 138V137H62ZM107 138V137H106ZM177 138V137H176ZM189 138V137H188ZM50 139V138H49ZM71 139H72V137H71ZM78 139V138H77ZM77 139H76V141H77ZM181 139V138H180ZM191 138H189V140H190ZM26 140V139H25ZM70 140V139H69ZM79 140H81V137L79 138ZM83 140V139H82ZM132 140V139H131ZM173 140H175L174 138H173ZM60 141V140H59ZM68 141V140H67ZM89 141H90V139H89ZM89 141H88V143H89ZM2 142V141H1ZM48 142V141H47ZM84 142V141H83ZM135 142V141H134ZM139 142V141H138ZM255 142H257V141H255ZM38 143V142H37ZM40 144V143H39ZM106 144V143H105ZM135 144V143H134ZM61 145V144H60ZM90 145V144H89ZM94 145V144H93ZM123 145V144H122ZM12 146H13V144H12ZM11 146V147H12ZM19 146H21V145H19ZM76 146V145H75ZM114 146V145H113ZM117 146H119V145H117ZM3 147H4V145H3ZM7 147H9L8 145H7ZM34 147V146H33ZM63 147H65V146H63ZM140 147V146H139ZM262 147V148H263ZM6 148V147H5ZM10 148V147H9ZM67 148V147H66ZM82 148V147H81ZM141 148V147H140ZM7 149L8 148H6V151H7ZM15 149H17V148H15ZM31 149V148H30ZM58 149H62V148H58ZM113 149H115L114 147H113ZM2 150V149H1ZM10 150V149H9ZM14 150V149H13ZM57 150V149H56ZM68 150V149H67ZM175 150V149H174ZM183 150V149H182ZM46 152H47V150H45ZM126 151V150H125ZM137 151H138V149H137ZM253 151V150H252ZM50 152V151H49ZM51 152H53V151H51ZM67 152V151H66ZM68 152H69V150H68ZM124 152V151H123ZM183 152V151H182ZM262 152V151H261ZM31 153V152H30ZM74 153H76V151L74 152ZM109 153V152H108ZM129 153V152H128ZM223 153V152H222ZM249 153V152H248ZM118 154V153H117ZM122 154V153H121ZM173 154V153H172ZM34 155V154H33ZM75 155V154H74ZM77 155V154H76ZM144 155V154H143ZM209 155V154H208ZM1 156V155H0ZM26 156V155H25ZM79 156H82V155H79ZM98 157H100L99 155H97ZM107 156V155H106ZM105 156V157H106ZM130 156V155H129ZM2 157V156H1ZM5 157V156H4ZM37 157V156H36ZM40 157V156H39ZM45 157V156H44ZM95 159H98V160H100V158H98V157H96V156H93ZM172 157V156H171ZM191 157H192V155H191ZM250 157V156H249ZM6 158V157H5ZM35 158V157H34ZM33 158V159H34ZM102 158H104V157H102ZM193 158V157H192ZM191 158V159H192ZM132 159V158H131ZM171 159H173V158H171ZM3 160H6V159H3ZM13 160V159H12ZM116 160H118L119 161V159H117L116 158ZM40 161H42V160H40ZM175 161V160H174ZM173 161V162H174ZM15 162V161H14ZM37 163V162H36ZM176 163H178V162H176ZM104 164H105V162H104ZM228 164V163H227ZM234 164V163H233ZM75 165H77V162H76V164ZM75 165H74V167H75ZM220 165V164H219ZM4 166V165H3ZM64 166V165H63ZM143 166V165H142ZM177 166V165H176ZM176 166L174 167V168H176ZM183 166H185V165H183ZM58 167H59V165H58ZM66 167V166H65ZM106 167V166H105ZM230 167V166H229ZM233 167V166H232ZM236 167V166H235ZM14 168V167H13ZM76 169H78V167H75ZM102 168V167H101ZM234 168V167H233ZM250 168V167H249ZM109 169V168H108ZM107 169V172L108 171H110V170H108ZM177 169H180V171L182 172V171H184L185 172V168H184V170H181V169H183V168H179V166L177 167ZM196 169V168H195ZM15 170V169H14ZM122 170H125L126 171V169H122ZM121 170V171H122ZM191 170V169H190ZM190 170L189 171H187V172H190ZM249 170V169H248ZM236 171V170H235ZM55 172V171H54ZM68 172V171H67ZM100 172H101V170H100ZM100 172H99V174L97 173V175H95V177H99V175H101L100 174ZM104 171L102 170V173H103ZM115 172H118V171H115ZM133 173H135L134 171H132ZM192 172V171H191ZM16 173V172H15ZM53 173V172H52ZM106 173V172H105ZM131 173V172H130ZM166 173V172H165ZM183 173V172H182ZM238 173V172H237ZM251 173V172H250ZM253 173V172H252ZM1 174V173H0ZM45 174H47V172L45 173ZM55 174V173H54ZM86 174H88V172L87 173H85L84 175H86ZM91 174H92V172H91ZM94 174V173H93ZM113 174V173H112ZM117 174V173H116ZM114 175L115 177H117L118 175ZM123 174V173H122ZM175 174H177V173H175ZM245 174H246V172H245ZM256 174V173H255ZM105 175V174H104ZM107 175V174H106ZM110 175V174H109ZM109 175H107V176H105L106 177V180L108 179L107 177H109ZM124 175V174H123ZM231 175V174H230ZM249 175V174H248ZM252 175V174H251ZM6 176V175H5ZM92 176V175H91ZM91 176L89 177V178H91ZM154 176V175H153ZM153 176H152V179H153ZM232 176V175H231ZM10 177V176H9ZM111 177L113 178V175H111ZM122 177V176H121ZM125 178H127L126 176H124ZM173 177V176H172ZM176 177V176H175ZM247 177V176H246ZM28 178V177H27ZM92 178H94V177H92ZM111 178V180H113ZM124 178V179H125ZM253 178V177H252ZM255 178V177H254ZM263 178H264V176H263ZM263 178H262V180H263ZM4 179V178H3ZM7 179V178H6ZM123 179V177L121 178V179H118V177H117V180H114L115 182H120L121 180ZM155 179V178H154ZM218 179H219V177H218ZM233 179V178H232ZM257 179V178H256ZM110 180V179H109ZM120 180V181H119ZM196 180V179H195ZM215 180V179H214ZM76 181V180H75ZM94 181H95V179H94ZM99 181L101 182V179H100V177H99ZM99 181H96V182H99ZM131 181V180H130ZM197 181V180H196ZM215 181H217V184H218V180L216 179ZM251 181V180H250ZM21 182V181H20ZM38 182V181H37ZM58 182V181H57ZM56 182V184L55 185H59L58 183ZM99 182V183H100ZM103 183H104V181H102ZM113 182V181H112ZM114 182V183H115ZM164 182V181H163ZM220 182H221V180H220ZM229 182V181H228ZM78 183V182H77ZM82 183V182H81ZM155 183H157L156 182V180H155ZM230 183V182H229ZM242 183H243V181H242ZM257 183V182H256ZM17 184V183H16ZM28 184V183H27ZM159 184V183H158ZM151 185V184H150ZM160 185H163V184H160ZM228 185V184H227ZM249 185H251V184H249ZM85 186V185H84ZM148 186V185H147ZM234 186H236V185H234ZM238 186H239V184H238ZM255 186H257V185H255ZM60 186H58V188H59ZM169 187H170V185H169ZM223 187L224 188H226L225 187V184L223 185ZM258 187V186H257ZM262 187V186H261ZM72 188V187H71ZM163 188V189H162ZM214 189H216L215 187H213ZM236 188H237V186H236ZM235 188V189H236ZM14 189V188H13ZM13 189H11V191L13 190ZM91 189V188H90ZM108 189V188H107ZM133 189V188H132ZM136 190H138L137 188H135ZM139 189H140V186H139ZM158 189H160V188H158ZM161 189L162 190H164V191H167L166 190V188H164V186H161ZM214 189H213V191H214ZM234 189V190H235ZM238 190L240 189V188H237ZM242 189H244V188H242L241 187V190ZM249 189H250V187H249ZM129 190V189H128ZM131 190V189H130ZM169 190V189H168ZM211 190V189H210ZM209 189H207L206 190V193H208V195H206V197H209V191H210ZM217 190V189H216ZM226 190V189H225ZM229 190V189H228ZM237 190V191H238ZM22 191V190H21ZM20 191V192H21ZM60 191H62V190H60ZM93 191H95V190H93ZM110 191V190H109ZM126 191V190H125ZM135 191V190H134ZM227 191V190H226ZM230 191H232V189L230 190ZM237 191H234L232 194H229V195H231V197H232V200L234 199V201L236 200L237 201V204H239L238 205V207H247L248 208V210H249V212H248V216L247 217H249L250 219H252V220H254V223H256L258 226L261 224V218L263 217V211L259 208V206L257 205V204H259V203H257V204H255V202L252 200V198H249V197H245V196H247L246 194H244V196L243 195H241L240 193H238ZM24 192V191H23ZM32 192V191H31ZM101 192V191H100ZM123 193H124V189H123V191H122ZM168 192V191H167ZM187 193H189L190 192V189H188V191H186ZM185 192V193H186ZM216 192V191H215ZM217 192H218V190H217ZM216 192V193H217ZM240 192H244V191H240ZM257 192H259L258 190H257ZM26 193V192H25ZM25 193H23V195L25 194ZM48 193V192H47ZM110 193H111V191H110ZM131 193H133V191L131 192ZM157 193H160V192H157ZM246 193V192H245ZM261 193V192H260ZM16 194H17V192H16ZM46 194V193H45ZM49 194V193H48ZM129 194V193H128ZM127 193H126V195L127 196H129ZM155 194V193H154ZM169 194V193H168ZM168 194H165L166 195V197L165 198H163L164 197V195L163 194H161L160 193V195L161 196H163L161 199H166L168 196ZM173 193H171V195H172ZM180 194H182V192L180 193ZM179 194V195H180ZM184 194V193H183ZM205 194V193H204ZM203 194V195H204ZM226 194H227V192H226ZM47 195V194H46ZM122 194H120V196H121ZM170 194H169V196H171ZM177 196V197H180V196ZM185 196H186V194H184ZM262 195V194H261ZM32 196V195H31ZM132 196V195H131ZM134 196H135V194H134ZM147 196V195H146ZM176 196H174V197H172L171 196V198H173L172 200H174V199H176ZM181 196H183V195H181ZM185 196H183V197H185ZM189 196V195H188ZM205 196V195H204ZM258 196H260V195H258ZM17 197V196H16ZM95 197V196H94ZM107 197V196H106ZM116 197H118V196H116ZM115 197V198H116ZM231 197H230V199H231ZM262 197V196H261ZM263 197H264V195H263ZM23 198L25 199V197L23 196ZM100 200H102V198H100V197H98ZM108 198V197H107ZM122 198V197H121ZM121 198H119V199H121ZM127 198V197H126ZM140 198H142V197H140ZM140 198H138V199H140ZM154 198V197H153ZM170 198V199H171ZM187 198V196L184 198V199H186ZM194 198H195V196H194ZM193 197L191 198V201H192V199H194ZM8 199V198H7ZM32 199V198H31ZM95 199V198H94ZM98 199V200H99ZM106 199V198H105ZM109 199H111L110 197H109ZM114 199V198H113ZM147 199V197L145 198V200ZM155 199V198H154ZM178 199V198H177ZM179 199H182V198H179ZM204 199H207V198H204ZM222 199V198H221ZM227 199V198H226ZM5 200V199H4ZM10 200H12V199H10L9 198V201ZM45 200V199H44ZM90 200V199H89ZM100 200L98 201V202H100ZM104 200V199H103ZM115 200V199H114ZM123 200V199H122ZM126 200H128V199H126ZM125 200V201H126ZM163 200V201H164ZM168 200H169V198H168ZM203 199H201V201H202ZM210 200V199H209ZM219 200V199H218ZM228 200V199H227ZM232 200H230V202L232 201ZM2 201V200H1ZM13 201V200H12ZM12 201H10V202H12ZM29 201V200H28ZM87 201V200H86ZM129 201V200H128ZM154 201V203H156L155 202V200H153ZM204 201H206V200H204ZM6 202V201H5ZM14 202V201H13ZM16 202V201H15ZM14 202V203H15ZM41 202V201H40ZM90 202L92 203V201L90 200ZM106 202H109L108 200H105V205L109 208V206H108V204H106ZM111 202V201H110ZM115 202V201H114ZM114 202L112 203H110L109 205H114ZM127 202V201H126ZM131 202V201H130ZM190 202V201H189ZM203 202V201H202ZM208 202V201H207ZM226 202V201H225ZM228 202V201H227ZM229 202V203H230ZM18 202H16V204H17ZM31 203V202H30ZM54 203V202H53ZM117 203H119V204H117ZM117 203H116V205H120L121 204V202H118L117 201ZM123 203V202H122ZM128 203V202H127ZM135 203V202H134ZM19 204H20V202H19ZM24 204V203H23ZM62 204V203H61ZM93 204L94 203H92V206H93ZM96 204L98 205L99 204V206H101L102 204L101 203H97L96 202ZM101 204V205H100ZM157 204H158V202H157ZM190 204H192L191 202H190ZM190 204H189V206H190ZM207 204V203H206ZM208 204H211V203H208ZM219 204V203H218ZM217 204V205H218ZM224 204H226V203H224ZM237 204H235V205H237ZM4 205V204H3ZM6 205V204H5ZM13 205V204H12ZM26 205H27V203H26ZM25 205V206H26ZM37 206V204H34L33 206H31V207H34V206ZM84 205V204H83ZM104 205V204H103ZM102 205V206H103ZM104 205V206H105ZM115 205V206H116ZM127 205V204H126ZM139 205V204H138ZM227 205V204H226ZM235 205H233L232 206V208L233 209H235ZM0 206H1V204H0ZM19 206H24V205H19ZM36 206H35V208H36ZM81 206V205H80ZM103 206V207H104ZM115 206H112V207H115ZM125 206V205H124ZM140 206V205H139ZM152 206V205H151ZM159 206H160V204H159ZM225 206V205H224ZM228 206V205H227ZM226 206V207H227ZM13 207V206H12ZM50 207V206H49ZM57 207H60V206H57ZM82 207V206H81ZM91 207V206H90ZM111 207V208H112ZM128 207V206H127ZM126 207V208H127ZM226 207H224V209H226ZM7 208V207H6ZM15 208V207H14ZM75 208V207H74ZM91 208H93L94 209V207H91ZM131 208V207H130ZM130 208H127L128 209V211H130L129 209ZM136 208V207H135ZM161 208V207H160ZM167 208V207H166ZM218 208V207H217ZM262 208H263V206H262ZM37 209V208H36ZM105 209H107L106 207H104V210ZM126 209V210H127ZM133 209V208H132ZM208 209V208H207ZM220 209H223V207H221ZM240 209V208H239ZM239 209H237L236 208V210L238 211ZM264 209V208H263ZM75 210V209H74ZM95 210V209H94ZM102 210L103 209H101V212H102ZM120 210V209H119ZM136 210H138V208L137 209H135L134 211H136ZM148 211L149 210H151V208L149 209H147ZM181 210V209H180ZM217 210V209H216ZM241 210H242V213H243V211H245V209L243 208H241ZM86 211V210H85ZM84 211V212H85ZM107 211V210H106ZM108 211H109V209H108ZM121 211V210H120ZM147 211V212H148ZM177 211H178V209H177ZM214 211V213L216 212L215 210H213ZM217 211H219V209L217 210ZM232 212L234 211V210H231ZM20 212V211H19ZM27 212V211H26ZM166 212V211H165ZM165 212H163V213H159L158 212V215H159V217L161 216V215H163V217H166V216H164V215H166L165 214ZM180 212H182V211H180ZM200 212V211H199ZM212 212V211H211ZM210 212V213H211ZM223 212V211H222ZM228 212H229V210H228ZM40 213V212H39ZM82 213H83V211H82ZM86 213V212H85ZM104 213V212H103ZM134 212H132L131 214H133ZM157 213V212H156ZM168 213L169 212H167V215H168ZM201 213H203V214H205V211H202L201 210ZM217 213V212H216ZM220 213V212H219ZM15 214H17V213H15ZM59 214V213H58ZM72 214V213H71ZM99 214H100V211H99ZM102 214V213H101ZM129 214H130V212H129ZM170 214V213H169ZM188 214V216L190 215V213L188 212L187 213ZM212 214H213V212H212ZM218 214V213H217ZM217 214H215V216L216 217H219V216H217ZM222 215H223V213H221ZM235 214L237 215V212H235ZM40 214H38V216H39ZM60 215V214H59ZM73 215V214H72ZM87 215H89V214H87ZM87 215H85V217L87 218ZM108 215V214H107ZM119 215V214H118ZM120 215H121V213H120ZM125 215V214H124ZM141 215H143V214H141ZM141 215H140V217H141ZM227 215H229L230 216V214H227ZM238 215H239V213H238ZM238 215H237V217H238ZM43 216V215H42ZM41 216V217H42ZM69 216V215H68ZM67 216V217H68ZM93 216H94V214H93ZM122 216V215H121ZM145 216V215H144ZM170 216H172V217H175L174 215H171L170 214ZM187 216V217H188ZM198 216H199V213H198ZM207 216H210V215H208L207 214ZM214 215H212V217H213ZM228 216V217H229ZM242 216V215H241ZM244 216H246V215H244ZM81 217V216H80ZM83 217V216H82ZM132 217V216H131ZM139 217V216H138ZM137 217V218H138ZM182 217V216H181ZM199 217H202V214L199 216ZM198 217V218H199ZM206 216H203V218H205ZM212 217L211 218H207V220L209 219V220H211L212 219ZM222 217V219H223V216H221ZM240 217V216H239ZM13 218V217H12ZM35 218V217H34ZM43 218V217H42ZM62 218V217H61ZM119 218V217H118ZM134 218V217H133ZM136 218V217H135ZM135 218L133 219V220H135ZM149 218V217H148ZM148 218L146 217V219L148 220ZM166 218H168V217H166ZM165 218V219H166ZM169 218H171V217H169ZM47 219V218H46ZM63 219V218H62ZM65 219V218H64ZM68 219V218H67ZM95 219H97V220H100V219H98V217L97 218H95ZM106 219V218H105ZM104 219V220H105ZM116 219V218H115ZM176 219H178L179 221L181 220H183L182 218H180V216L179 217H177ZM197 218H195L194 220H196ZM15 220V219H14ZM24 220V219H23ZM49 220V219H48ZM66 220V219H65ZM107 220V219H106ZM120 220V219H119ZM139 220V218L137 219V221ZM144 220V219H143ZM188 220H191V219H188ZM194 220L192 219V222H194ZM225 220V219H224ZM233 220V219H232ZM241 220V219H240ZM246 221H248L247 219H245ZM108 221V220H107ZM106 221V222H107ZM140 221V220H139ZM169 221V220H168ZM185 221H186V219H185ZM197 221H199L198 219H197ZM24 222H26V221H24ZM33 222H34V220H33ZM105 222V223H106ZM118 222V221H117ZM122 222V221H121ZM120 221H119V223H121ZM147 222V221H146ZM151 221H150V219H149V221H148V223H150ZM171 222V221H170ZM196 222V221H195ZM200 222V221H199ZM233 222H234V220H233ZM253 222V221H252ZM37 223V222H36ZM48 223V222H47ZM76 224H77V221L75 222ZM74 223V224H75ZM119 223H118V226H119ZM136 223V222H135ZM138 223V222H137ZM141 223V222H140ZM140 223H139V225H140ZM144 223V222H143ZM142 223V224H143ZM148 223H146V224H148ZM181 223V222H180ZM182 223H185V222H182ZM189 223V222H188ZM251 223V222H250ZM263 223V222H262ZM14 224H15V221H14ZM13 224V225H14ZM17 224V223H16ZM38 224V223H37ZM39 224H41V223H39ZM55 224V223H54ZM72 224V223H71ZM142 224L140 225V226H142ZM264 224V223H263ZM87 225V224H86ZM89 225H90V223H89ZM144 225V224H143ZM170 225V224H169ZM44 226V225H43ZM78 226V225H77ZM82 226H84V225H82ZM97 226H98V224H97ZM96 226V227H97ZM125 226V225H124ZM127 226V225H126ZM146 226H148V225H145V227ZM163 226H165V225H163ZM162 226V227H163ZM192 226H194V225H192ZM252 226V225H251ZM253 226H254V224H253ZM16 227V226H15ZM22 227V226H21ZM85 227V226H84ZM83 227V228H84ZM106 227V226H105ZM144 226H142V229L144 230V228H143ZM191 228V226L190 225H188L187 224V228ZM247 227H248V225H247ZM246 227V228H247ZM0 228H2V227H0ZM6 228V227H5ZM61 228V227H60ZM63 228V227H62ZM82 228V229H83ZM89 228H90V226H89ZM99 228V227H98ZM102 228V227H101ZM119 228L120 227H118L117 229H118V231H121V230H119ZM125 228V227H124ZM151 228V227H150ZM165 228V227H164ZM185 227L183 226V229H184ZM186 228V229H187ZM223 229H224V227H222ZM103 229V228H102ZM116 229V230H117ZM121 229V228H120ZM141 229V228H140ZM139 229V230H140ZM179 229V228H178ZM182 229V228H181ZM180 229V230H181ZM217 229V228H216ZM244 229V228H243ZM258 229H260V228H258ZM262 229V231H263V229L264 228H261ZM260 229V230H261ZM3 231H4V228L2 229ZM29 230V229H28ZM28 230L27 231H24L25 232V234H26V232H28ZM59 230V229H58ZM76 230V232L75 233H77V230L79 231V229H75ZM83 230H85V228L83 229ZM88 230V229H87ZM105 230V229H104ZM123 230V229H122ZM146 230V229H145ZM162 230H163V228H162ZM194 230V229H193ZM222 230V229H221ZM221 230H217L218 232L220 231L221 232ZM235 229H233V231H234ZM242 230V229H241ZM7 231H9V229L7 230ZM15 231V230H14ZM19 231V230H18ZM35 231H37L36 229H35ZM67 231V230H66ZM106 231V230H105ZM127 231V230H126ZM191 231V230H190ZM216 231V232H217ZM228 231V230H227ZM231 231V232H230ZM232 229H230L227 233H222L223 235L222 236H224V234H226V235H229V234H232ZM252 231H254V230H252ZM255 231H257V233H255V234H258V230L257 229H255ZM254 231V232H255ZM23 232V231H22ZM30 232V231H29ZM32 232H33V229H32V231H31V234H32ZM39 232H41V231H39ZM43 232V231H42ZM80 232V231H79ZM122 232V231H121ZM144 232V231H143ZM161 232V231H160ZM222 232H223V230H222ZM239 232H241L240 231V229H239ZM238 232V233H239ZM248 232H249V230H248ZM248 232H243V230H242V234L241 233H239V238H241V241L240 242H242V244H243V242L244 241H249L250 242V244H251V241L252 240H255V238L254 239H252L251 240V237H253V236H255V234H253V232H252V234L250 233L251 232V230H250V232H249V234H248ZM5 233V232H4ZM35 233V232H34ZM38 233V232H37ZM44 233V232H43ZM81 233H83V232H81ZM94 233V232H93ZM113 233V232H112ZM120 232H118V234H119ZM145 233V232H144ZM148 233V232H147ZM146 233V235H148ZM164 233H167V232H165V230H164ZM189 233V232H188ZM191 233H192V231H191ZM234 233H236V234H238L237 233V231H234ZM1 234V236H0V264H22V263H15V262H13L12 260H11V258L9 257V255L7 254V253H5L4 251H3V245L2 244H4V243H8V244H11V246H12V248L14 249V250H18V251H24V250H26V251H28V250H30V249H36L37 247H39V246H35V247H32L29 243H28V241L30 240V238H29V240H28V237H30V236H26L25 234H23V233H21V234H18V232L17 233H15V234H18V235H13V233H9V234H5V235H3V233H0ZM42 234V233H41ZM62 234H64V233H62ZM108 235H109V233H107ZM126 234H127V232H126ZM141 234V233H140ZM208 234V233H207ZM210 234V233H209ZM211 234H213V232L211 233ZM215 234H217V233H215ZM240 234H241V237H240ZM260 234H261V232H260ZM38 235V234H37ZM36 235V236H37ZM59 235V234H58ZM79 235V234H78ZM86 235V234H85ZM117 235V234H116ZM122 235V234H121ZM120 235V236H121ZM128 235V234H127ZM127 235H125V236H127ZM130 235V234H129ZM133 235V234H132ZM145 235V234H144ZM192 235V234H191ZM218 235H219V233H218ZM33 236V235H32ZM39 236H42V235H39ZM39 236H37V238L39 237ZM98 236V235H97ZM119 236V235H118ZM124 236V237H125ZM137 236V235H136ZM149 236V235H148ZM148 236H146V237H148ZM206 235H204V237H205ZM214 236H216V235H214ZM220 236V235H219ZM214 237L215 239H217V240H219V239H221L220 237ZM256 236H258L259 237V235H256ZM51 237V236H50ZM117 237V236H116ZM116 237H114L115 238V240H117L116 239ZM123 237V236H122ZM135 237V236H134ZM150 237V236H149ZM155 237H157V236H155ZM202 237V236H201ZM200 237V238H201ZM204 237H202V238H204ZM225 237H228V236H225ZM238 237V236H237ZM34 238V237H33ZM33 238H31V239H33ZM110 238V237H109ZM129 238H131V236L129 237ZM128 238V236L126 237V240L125 241H127L128 242V240L130 241V239ZM143 238H144V236H143ZM172 238H174V237H172ZM196 239H197V242H199L200 243V239H199V237H195ZM194 238V241L196 240ZM208 238V237H207ZM207 238H204V240H202L203 242L205 241V239H207ZM211 238H213V235H212V237ZM210 238V239H211ZM257 238V237H256ZM260 238V237H259ZM263 238V237H262ZM45 239V238H44ZM97 239V238H96ZM98 239H100V238H98ZM107 239V238H106ZM110 239H113V238H110ZM128 239V240H127ZM144 239H146V238H144ZM151 239V238H150ZM153 239H155L154 237L152 238V241H153ZM156 239H158V241H161L159 238H156ZM155 239V240H156ZM175 239V238H174ZM181 239V238H180ZM185 240H186V238H184ZM199 239V240H198ZM210 239H209V241H210ZM223 239H226L225 241H226V245L227 246H229V247H235V246H237L238 247V245H239V247H242V246H240V243H237L235 240H233V238H231V237H228V238H222L221 240H223ZM70 240V239H69ZM134 240V239H133ZM170 240V239H169ZM237 240H238V238H237ZM257 240V239H256ZM264 240V239H263ZM34 241V240H33ZM40 241H42V239L40 240ZM78 241V240H77ZM100 241V240H99ZM111 241V240H110ZM113 241V240H112ZM111 241V242H112ZM122 241V240H121ZM178 241V240H177ZM176 241V242H177ZM180 241V240H179ZM187 241H189V240H187ZM193 241V243L191 242V244H192V246H195L196 247V243L197 242H194ZM209 241H207V242H209ZM213 241H214V239H213ZM85 242V241H84ZM124 242V241H123ZM157 241H155V245L157 244L156 243ZM162 243H165V241L163 242V240L161 241ZM168 242H170V241H168ZM30 243H31V241H30ZM34 243V242H33ZM46 243V242H45ZM51 243V242H50ZM77 243H79V242H77ZM93 243V242H92ZM132 243V242H131ZM167 243V242H166ZM181 243V242H180ZM195 243V245H193ZM206 243V242H205ZM210 243H212V242H209L208 244H209V246L211 245ZM214 243V242H213ZM212 243V244H213ZM225 243V242H224ZM252 243H254V242H252ZM262 243V242H261ZM32 244V243H31ZM74 244V243H73ZM81 244V243H80ZM108 244V243H107ZM111 244V243H110ZM124 244V243H123ZM136 243L134 242V245H135ZM142 244V243H141ZM158 244H159V242H158ZM190 244V243H189ZM204 244V243H203ZM203 244L201 243V245L200 246H203ZM207 244V243H206ZM38 245H40V243L38 244ZM43 245V244H42ZM41 245V246H42ZM45 245V244H44ZM52 245V244H51ZM57 245V244H56ZM111 245H114V244H111ZM126 245L127 244H125V246H123V247H126ZM130 245V244H129ZM138 245H139V247H142V248H144L143 246H140V244H139V242H138ZM138 245H136V247L138 246ZM199 245V244H198ZM205 245V244H204ZM225 245V244H224ZM69 246H71V245H69ZM74 246H75V244H74ZM92 246V245H91ZM128 246V245H127ZM159 246V245H158ZM181 246H182V244H181ZM192 246L190 247V252L192 251ZM243 246H245V245H243ZM254 246V245H253ZM261 246V245H260ZM262 246H264V245H262ZM2 247V248H1ZM7 247V246H6ZM49 247H51V246H48V248ZM56 247V246H55ZM53 248V249H56V248ZM58 247V246H57ZM76 247V246H75ZM122 247V246H121ZM145 247H146V244H145ZM205 247V246H204ZM203 247V248H204ZM216 247H218V246H216ZM238 247V248H239ZM40 248V247H39ZM38 248V249H39ZM43 248H45L44 246H43ZM59 248V247H58ZM66 248V247H65ZM69 248V247H68ZM78 248V247H77ZM80 248V247H79ZM112 248V247H111ZM150 248H151V246H150ZM194 248V247H193ZM213 248H214V246H213ZM238 248H236V249H238ZM250 248V247H249ZM254 249L253 250H256V248L255 247H253ZM264 248V247H263ZM7 248H5V250H6ZM50 249V248H49ZM64 249V248H63ZM63 249L61 248H59L58 250H59V252L61 253V252H64L63 251ZM67 249V248H66ZM89 249V248H88ZM93 249V248H92ZM136 249V248H135ZM140 249V248H139ZM149 249V248H148ZM157 249H158V247H157ZM161 249V248H160ZM163 249V248H162ZM196 249H199L200 250V248H196ZM195 249V250H196ZM236 249L232 252V253H234L233 255H235L236 256V254H239V252L240 251H236ZM242 248H240V250H241ZM258 249V248H257ZM48 250V249H47ZM138 250V249H137ZM186 250V249H185ZM43 251V250H42ZM52 251V250H51ZM70 251V250H69ZM92 251V250H91ZM135 252H136V250H134ZM149 251V250H148ZM155 251H156V249H155ZM159 251V249L157 250V252ZM168 251H169V249H168ZM188 251V250H187ZM203 251V250H202ZM221 251V250H220ZM244 251H245V249H244ZM20 252V254L22 255V253ZM38 253H40L41 254V252H39V251H37ZM48 252V251H47ZM53 252H55V251H53ZM52 252V253H53ZM56 252H58V251H56ZM138 252H141V251H138ZM258 252H260L261 254H263L262 253V251H259L258 250ZM257 252V253H258ZM14 253H16V252H14ZM27 253V252H26ZM32 253H33V251H32ZM43 253H45V252H42V254ZM80 253H83V255H85V253L86 254H89L88 252H82V251H77V252H75L74 250H71V253H69V254H67V255H77V254H80ZM99 253V252H98ZM143 253H145V252H143ZM149 253V252H148ZM159 253V252H158ZM208 253H209V251H208ZM213 253V252H212ZM217 253V252H216ZM236 253V254H235ZM246 253V252H245ZM248 253V252H247ZM260 253H258V256H259V254ZM17 254V253H16ZM62 254V253H61ZM101 254V253H100ZM100 254H96V255H94V257L96 258L95 260V263L94 264H100V263H104V264H140L139 263V261H135V262H133L132 260V262H129V263H125V262H122V261H119V258L121 259V257H116L115 259L117 260V258H118V261L117 262H113V261H111V259L108 257V256H105V255H100ZM108 254V253H107ZM111 254H113V253H111ZM120 254V253H119ZM138 254V253H137ZM146 254H147V250H146ZM152 254V253H151ZM153 254H157V253H153ZM164 254H166L165 252H164ZM163 254V255H164ZM192 254V253H191ZM249 254V253H248ZM255 254V253H254ZM15 255V254H14ZM18 255V254H17ZM16 255V256H17ZM20 255V256H21ZM45 254H43V256H44ZM52 255V254H51ZM62 255H65V253H63ZM62 255H60V256H62ZM115 255V254H114ZM133 255V254H132ZM170 255V253L168 254V256ZM219 255V254H218ZM19 256V255H18ZM17 256V257H18ZM37 256V255H36ZM66 256V255H65ZM86 256V255H85ZM116 256H117V254H116ZM139 256V255H138ZM146 256V255H145ZM157 256V255H156ZM155 256V257H156ZM165 256V255H164ZM163 256V257H164ZM187 256V255H186ZM217 256V255H216ZM220 256V255H219ZM219 256H217V257H219ZM238 256V255H237ZM244 256V255H243ZM250 256V255H249ZM258 256L255 258V261L256 262H254V263H256V264H260L261 263V261H263V260H261V259H263V258H258ZM22 257V256H21ZM33 257H34V255H33ZM63 257V256H62ZM67 257V256H66ZM69 257V256H68ZM113 257V256H112ZM130 257V256H129ZM163 257H161V259L163 258ZM201 257H203V256H201ZM204 257H206V256H204ZM203 257V263L204 262H206V259ZM231 257H234V256H231ZM252 257V256H251ZM260 257H262V256H260ZM35 258V257H34ZM72 258V257H71ZM82 258V257H81ZM93 258V257H92ZM114 258V257H113ZM127 258V257H126ZM138 259H139V257H137ZM141 258V257H140ZM171 258V257H170ZM219 258H221V256L219 257ZM244 258L246 259L247 257H245L244 256ZM249 258V257H248ZM247 258V259H248ZM33 259V258H32ZM37 259V258H36ZM67 259H69V258H67ZM73 259V258H72ZM125 259V258H124ZM131 259V258H130ZM133 259H136V257L135 258H133ZM147 259V258H146ZM164 259H166V256L164 257ZM163 259V261H165ZM188 258H186V260H187ZM216 259V258H215ZM225 259H226V257H225ZM250 259V258H249ZM29 260V259H28ZM47 260V259H46ZM45 260V261H46ZM78 260V259H77ZM127 260V259H126ZM160 260V259H159ZM168 260H170V259H167V263L166 264H170V262L168 263ZM213 260H214V257H213ZM234 260V259H233ZM33 261V260H32ZM124 261V260H123ZM145 261H147V260H145ZM189 261V260H188ZM187 261V262H188ZM191 261H192V264H196V263H194V261L191 259ZM216 261H217V259H216ZM215 260L214 261H212L213 263H215L216 262ZM22 262V261H21ZM23 262L25 263V261L23 260ZM28 262V261H27ZM34 262V261H33ZM58 262V261H57ZM56 262V263H57ZM141 262H142V260H141ZM144 262V261H143ZM162 262V261H161ZM190 262V261H189ZM189 262L188 263H186V262H184V263H186V264H189ZM233 262V261H232ZM231 262V263H232ZM36 263V262H35ZM38 263V262H37ZM36 263V264H37ZM48 263H50V262H48ZM160 263V262H159ZM164 263V262H163ZM250 263H252V262H250ZM250 263H248V264H250ZM253 263V264H254ZM30 264V263H29ZM44 264V263H43ZM46 264V263H45ZM51 264V263H50ZM75 264H84V263H80L79 261H77L76 262V260H75ZM85 264H90V263H85ZM191 264V263H190Z\"/></svg>",
  "mask_w": 264,
  "mask_h": 264
}]
</instances>
